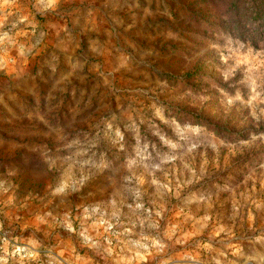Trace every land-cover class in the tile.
<instances>
[{"label": "rangeland", "instance_id": "374dc122", "mask_svg": "<svg viewBox=\"0 0 264 264\" xmlns=\"http://www.w3.org/2000/svg\"><path fill=\"white\" fill-rule=\"evenodd\" d=\"M234 20L0 0V264H264V42Z\"/></svg>", "mask_w": 264, "mask_h": 264}, {"label": "trees", "instance_id": "16d2710c", "mask_svg": "<svg viewBox=\"0 0 264 264\" xmlns=\"http://www.w3.org/2000/svg\"><path fill=\"white\" fill-rule=\"evenodd\" d=\"M227 3L228 11L232 13L235 19L240 37L251 36L254 46H257L261 40L264 42V0H227ZM254 24H258L259 29L257 28L255 35L249 34L250 28L248 26ZM196 117H199L201 121L204 120L201 116ZM205 123L213 126L206 120Z\"/></svg>", "mask_w": 264, "mask_h": 264}]
</instances>
